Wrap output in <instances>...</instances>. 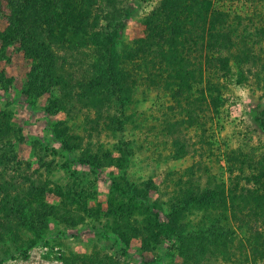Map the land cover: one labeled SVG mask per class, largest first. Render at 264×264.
<instances>
[{"label": "rangeland", "instance_id": "rangeland-1", "mask_svg": "<svg viewBox=\"0 0 264 264\" xmlns=\"http://www.w3.org/2000/svg\"><path fill=\"white\" fill-rule=\"evenodd\" d=\"M158 1L127 0L119 55L144 37L145 17ZM212 9L237 23L257 64L243 65V57L232 58L230 75L218 81V114L209 107L201 118L203 134L196 128L185 133L203 143L198 152L191 150L177 160L171 158L174 148L166 126L180 117L169 111L174 103L168 95L139 88L123 107L114 96L106 97L108 114L103 111L97 118L91 111L88 116L99 123L100 132H95L84 118L71 120L51 110L55 89L28 96L31 63L18 43L7 45L0 38V113L20 136L13 138V148L36 179L40 174L46 181L44 201L69 211L66 221L49 217L38 232L21 228L17 237L2 238L0 264H65L71 255L106 256L120 264H184L179 237L163 232L164 223L179 235L229 231L234 246L242 238L226 220V210H197L190 198H182L185 191L207 187L209 179L228 185L227 152L240 149L258 156L264 151V40L258 34L264 24V0H212ZM10 11L7 0H0V35ZM85 51L91 63L102 58L101 48L92 42ZM242 74L246 80L237 84ZM77 79L81 77L75 75ZM120 208L130 220L119 231L117 224L125 221L117 214ZM258 264H264V258Z\"/></svg>", "mask_w": 264, "mask_h": 264}, {"label": "trees", "instance_id": "trees-1", "mask_svg": "<svg viewBox=\"0 0 264 264\" xmlns=\"http://www.w3.org/2000/svg\"><path fill=\"white\" fill-rule=\"evenodd\" d=\"M7 4L11 11L0 38L7 45L18 43L31 63L28 96L40 97L55 89L57 95L50 101L54 113L62 112L71 120L82 117L93 131L100 132L98 121L88 116L91 111L97 118L103 111L108 114L106 97L114 96L123 107L139 88L166 94L174 103L169 111L180 117L166 126L174 160L191 150L198 152L203 142L190 140L185 133L196 128L203 134L201 118L209 107L218 114V81L230 75L232 58L243 57V65L257 64L237 23L213 10L212 0H159L145 17L144 37L133 41L122 55L116 49L128 13L127 0H7ZM258 34L264 40V24ZM88 42L102 50V58L95 63L85 51ZM75 75L81 80L74 81ZM245 80L242 74L236 83ZM13 138L20 136L0 113V240L17 237L21 228L38 232L49 217L69 218L65 206L44 201L48 185L18 159ZM66 144L63 148L70 151ZM224 162L230 177L227 186L209 179L207 187L185 191L182 198H190L197 210H226V220L243 236L234 246L229 231L179 235L178 229L164 223L163 232L170 230L179 237L184 264H258L264 258V151L256 156L235 149L226 153ZM122 210L111 214L125 220L117 224L119 231L130 220ZM64 262L120 264L98 255H71Z\"/></svg>", "mask_w": 264, "mask_h": 264}]
</instances>
